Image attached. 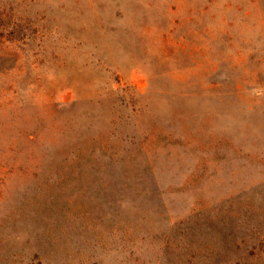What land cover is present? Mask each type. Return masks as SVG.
Returning a JSON list of instances; mask_svg holds the SVG:
<instances>
[{
	"label": "rangeland",
	"instance_id": "374dc122",
	"mask_svg": "<svg viewBox=\"0 0 264 264\" xmlns=\"http://www.w3.org/2000/svg\"><path fill=\"white\" fill-rule=\"evenodd\" d=\"M0 264H264V0H0Z\"/></svg>",
	"mask_w": 264,
	"mask_h": 264
},
{
	"label": "trees",
	"instance_id": "16d2710c",
	"mask_svg": "<svg viewBox=\"0 0 264 264\" xmlns=\"http://www.w3.org/2000/svg\"><path fill=\"white\" fill-rule=\"evenodd\" d=\"M11 25V23L9 24V26ZM225 243V242H224ZM225 245H226V247H229V244H228V242L226 241V243H225ZM212 247L216 250V251H218L217 249H219V251L221 252L222 251V249L220 248V245H218V242L216 243V242H212ZM254 248L253 249H256V246H253ZM224 249V248H223ZM226 249V248H225ZM218 251V252H219Z\"/></svg>",
	"mask_w": 264,
	"mask_h": 264
}]
</instances>
